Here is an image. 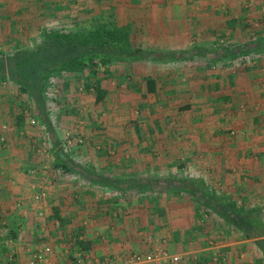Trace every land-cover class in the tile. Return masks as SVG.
I'll list each match as a JSON object with an SVG mask.
<instances>
[{
    "label": "rangeland",
    "instance_id": "obj_1",
    "mask_svg": "<svg viewBox=\"0 0 264 264\" xmlns=\"http://www.w3.org/2000/svg\"><path fill=\"white\" fill-rule=\"evenodd\" d=\"M39 1L0 0V52L9 56L17 49H31L35 47L41 40L39 32L44 28L68 31L69 29H73V27H88L98 22L117 25V29L128 32L129 41L133 45L141 46L142 41H145L144 39L142 40L140 34L141 29L139 25L142 23L141 20H156L162 17L167 22L166 24L164 21H161L159 24L149 27V29L153 32L158 29L161 31L162 29L167 31V36H169L174 34L172 29H175L176 32L181 30L183 34L185 30L193 25L192 30L197 38L200 34L202 35L200 37L213 41L210 43L211 47L208 57L204 58V61L201 63H204L203 69L206 73L208 72L207 78L212 80L213 85L216 80L214 76L220 75L221 77H226L225 83L228 84V88L223 93L227 94L228 103L233 104L238 101L236 92L237 88L241 85H238V82L242 80L241 78H248L246 74L248 71L258 68L260 65V69H264L261 64L264 63V45L261 49H257V44L264 43V0H236V2H240L237 10L232 5L230 9L226 6L223 13L228 18H232V21H229V24H231L229 29L223 30L216 29L215 27V29H210L209 24L214 16L212 12L208 13L201 10L199 5L200 3L203 4V0H173L172 5H169L170 11H162L165 15H159L160 11H156V8H152L154 9L153 11L148 10L142 0H41V3ZM145 1L149 5H155L154 3L158 0ZM183 1L188 6L186 8L188 16H185L183 19V26L179 27V24H173L171 28V22L167 20L168 18L175 21L177 19L173 18V15L178 19L183 17L178 16L179 10L176 7L178 5L174 3ZM230 3L233 4L234 0H230ZM185 4L184 6L186 7ZM196 6H199V9H196ZM202 12L206 14L204 15ZM132 20H135L133 24L127 27L124 26L125 22L129 24ZM241 24L242 26H240ZM144 27L146 29L148 26ZM246 46H249L248 49H250L247 55L244 54L242 57L232 58L234 52L244 50ZM163 57L164 54H162ZM159 61L162 63L167 61L173 63V59L169 60L167 56ZM97 65L99 66V72L96 77H101L103 81L101 84L102 89L110 85V90L111 88L115 90L116 83L114 80H111L110 83L108 82V73L111 66L109 67L99 62H97ZM122 65L123 68L127 66L122 63L117 64L121 68ZM165 66L163 68L173 65ZM164 71H167V69H164ZM209 73L210 76L208 77ZM102 74H106L105 77ZM163 75L164 77L167 76V74ZM63 76L52 81L58 82V84H54L55 86L52 90L46 93L45 109L52 128L49 130L41 126L37 117L38 110L35 108L32 98L21 94L18 88L11 82H0V128L5 132V136L0 137V160H2L0 161V166L9 165V163L5 164L7 155L12 161L11 164H14L13 166H30L26 169L25 174L31 181H45L51 195L54 194V185H57L55 183L63 182L70 185L74 191L80 189L83 195L94 198L98 197L100 200H105V198L111 196L115 198L114 204L119 203L123 206V203H126V207H131L130 210L132 211L128 208L126 209L130 211L129 215L126 214L127 217L135 220V217L138 218L139 214L137 223H140V219L142 220V224L146 223V217L144 216V209L147 208L145 207L146 205L154 207L153 205L157 204V202L160 205L164 203L165 210H168V213L171 210L174 212L181 210L182 215L188 214L189 218H185L186 224L189 223L191 229V234L188 236L192 237L193 245L197 249L215 248L225 242H239L243 251L234 253L231 256L234 264L237 262H240L239 264H264L262 262V252L255 245L254 241L244 239L234 226L225 223L215 213L208 211L198 197H192L187 194L178 195L174 192H168L170 194H167L153 186L149 187L144 194L134 189L128 190L125 194H121L120 191L116 190L106 189L104 191L89 187L90 185L81 176H78L76 172L72 171L63 175L58 174L57 170L51 167L53 161L52 147L56 144L58 148L64 150V153L68 155L72 163L71 165L91 166L95 170L98 168L97 172L109 177L122 178L124 180L131 178L140 179L142 181L141 187L145 186L146 179L144 178L146 176L151 178L153 175L165 176L168 173L172 176L202 180L207 185L209 194L224 197L236 204L237 207L260 208L264 217V186H260L257 171H255L264 169V154L260 156L263 160L253 154L255 153L253 149L256 147L258 141L257 138L255 139L256 129L255 127L254 129L253 127L249 128V126L242 128L236 123L242 114L231 110L226 113L228 118L226 123L227 128H224L223 139L218 140L221 146L216 147L215 152L206 150V148L205 152L191 149L187 139L181 140V137H178L179 140L177 142L188 146L186 149H170L172 155L164 158L153 146V150L149 151L148 158L146 156L143 158V154H139V157H137V151L139 152L138 146L142 142L141 140L139 141L142 136V129L140 128V131H136L132 126L126 127L128 130L123 132L122 135L127 139L128 142L126 143L128 144L119 142L116 138L112 139L111 142L107 138H102L101 130H97L95 125L99 124L103 127L104 123H106L105 125L107 126L109 124L108 119L111 117L107 114L108 110L103 105L101 107L91 106L97 94L96 86L98 83L95 82V78L92 79L80 72H68L64 73ZM125 77L123 88H127V90L124 89L125 95H130L129 87L135 84L129 83L130 80L127 79V76ZM52 79L55 78L53 77ZM184 79L188 82V77L184 76ZM213 85L212 88H214ZM191 93L195 94L197 91L192 90ZM77 97L79 98V102L82 99L79 104L76 103ZM212 98L219 99V92H212ZM251 101L249 103L241 102L243 106L240 109V113L242 110H247V108L244 110V106L252 104ZM22 112L25 122L22 125H17L13 116L19 115ZM128 114L130 117L136 118L135 122L137 126L143 125V122L139 121L138 108H132ZM112 115L113 118H118L121 114L116 112ZM62 116L66 117V119H62L64 123L68 121L67 125H75L65 129V126L61 124L60 118ZM10 154L13 156L10 157ZM1 156L5 159L1 158ZM101 166H104V168L100 169L99 167ZM31 172L34 173L31 174ZM1 183L0 185H2ZM255 185L260 187V191H258ZM105 201L107 202V199ZM17 202H8L7 208L9 213H14L12 207ZM31 203L29 207L20 204V207H22V217L23 212L27 214L35 213V205L32 199ZM141 205L144 206L141 207ZM169 206H180L184 207V209H170ZM30 207L31 209H28ZM119 208L121 207L116 206V210ZM50 212L52 211L50 210ZM118 212L116 211L117 220H119ZM48 216L46 217V221L51 222L52 219L47 220ZM163 216H166V214L163 213ZM176 218L177 215L173 213L169 214V216L167 215V217H162L160 218V225H164L166 222L170 223V221L172 223ZM14 219L17 222L15 216ZM24 220L26 219L24 218ZM3 222L6 223L5 221ZM31 222L27 226L26 221H24L23 226L19 230L16 229L14 224H11L10 227L8 225L6 227L8 237L3 234V231L1 232L2 228L0 226V240H4L3 246L7 250V260L10 263L27 264L28 250L36 248L43 243H49L50 240L43 241L37 239V235H35L36 229L33 228L36 226H33L36 221L33 220ZM151 222L155 223L156 218L151 220ZM164 228V226L159 228L160 231H165L164 237L166 236L170 242L174 241V238L177 239V235L170 233L171 231H169L170 234H167V230ZM32 230L34 232H31ZM152 236L154 237V234ZM52 243L53 247H55L54 245H58L55 240ZM162 244L160 246L156 245L157 249L160 250ZM17 245H22L24 247H22L23 250L17 252ZM71 250L70 248L67 249L68 255L64 256L65 263L70 262L68 256ZM155 251L153 249L144 253H154ZM206 252L211 251L206 250ZM213 252L217 254V250ZM61 253L63 254V251L57 252V254ZM199 256L197 254L193 255L191 264H210V258L213 259L214 257L219 259L218 264H231L229 261L222 260L218 255ZM0 261L1 264H5L3 258Z\"/></svg>",
    "mask_w": 264,
    "mask_h": 264
},
{
    "label": "crops",
    "instance_id": "obj_2",
    "mask_svg": "<svg viewBox=\"0 0 264 264\" xmlns=\"http://www.w3.org/2000/svg\"><path fill=\"white\" fill-rule=\"evenodd\" d=\"M142 1L148 10L153 11L154 9L152 8H156V11H160L158 13L159 15H165L162 11H170L169 5H172L173 3V0H158L154 3L155 5H149L145 0ZM184 1L174 3L178 5L176 6L179 10L178 16L183 17L178 19L173 15V18L177 19L175 21L172 19L169 20L168 18L167 20L171 22V28L173 24H179V27L183 26V19L185 16H188V11L186 10L188 6ZM239 4L240 2H236V0H234L233 4L230 3V0H203V4L200 3L199 6L201 7V10L213 13V19L210 18V29L212 30L216 28L223 30L229 29V26L231 25L229 24V21H232V18H228L223 13L226 6L230 9L232 5L234 9L237 10ZM199 6H196V9H199ZM173 7L175 6L173 5ZM202 13L204 15L206 14L204 12ZM133 21L135 20H132L129 24L128 22H125L124 26L127 27L128 25L133 24ZM141 21L142 23L139 25V28L141 29L140 34L142 40L144 39L145 41L143 42L141 40L143 43H141V46L132 45L143 50H153L156 53L148 60L111 61L107 64L109 67L111 66L110 71L108 70V82L110 83L111 80H114L116 88H114L115 90H113V88L110 90V85L106 86L104 88L105 95L103 99L99 102L94 99L93 104L91 105L94 107H101V105H103V107L108 110L107 114L111 117L108 119L109 124L107 126L105 125L106 123H104L103 127L99 124L95 125L97 130H101L102 138H107L109 142L116 138L119 142L128 144L126 143L128 142L127 139L123 137L124 135H122V133L128 130L126 127L132 126L136 131H140V128L142 129V136L140 134L141 138L139 139V141L141 140L142 142L138 146L140 153L137 151V157H139V154H143V158L144 156L148 158L149 151L151 152L153 150V146H155L157 152L162 154L161 156L164 158L172 155L170 149H186L188 146L177 142V140H179L178 137H181V140L187 139L191 149H198L203 152L208 149L213 152L216 147L221 146V144L218 143V140L223 139V131H225L224 128H227L226 123L228 120L226 113L231 110L242 114L237 122L234 121L240 127L247 128L249 126V128L253 127V129L255 127V139L257 138L258 141L256 147L253 149V152L255 150V153L253 154L260 158V156L264 154V72H262L264 69H260L261 65L258 68L248 71L246 73L248 76L247 79L241 78L242 80L238 82V85H241L237 88L238 90L236 92L238 95V101L230 104L226 97L227 94L223 93V91L228 88V84L225 83L226 77H221L220 75L214 76L217 81L214 79L215 81L213 85L211 82L212 80L207 78L208 72L206 73L203 69L204 63H201L204 61V58L208 57L211 47L210 43L213 42L212 40L209 41L206 38L200 37L202 36L200 34L197 38L192 30L193 25H189V29L185 30L183 34L181 30L176 32L175 29H172L174 34L167 36V31L162 29L161 31L158 29L154 32L149 29V27L155 26L161 21L165 22L164 18L159 17L156 20L145 19ZM166 23L167 22H165V24ZM255 25L257 26L256 22ZM144 26L148 27L144 29ZM240 26H242V24ZM261 32L263 31L261 30ZM145 36H147V38H145ZM242 51L249 52L248 50ZM158 53H163L164 57L167 56V58L172 57L173 63L170 61L164 63L160 62L159 59L156 58L158 57ZM120 63L124 65L126 64L127 66H124V68L123 65L122 68L117 66V64ZM261 64L263 65L262 67H264V63ZM165 65L173 66L163 68L166 67ZM164 69H167L168 72L164 71ZM122 72L124 73L122 74ZM163 74H167V76L164 77ZM125 76L130 80L129 83L135 84L134 86L130 85L129 87L130 95H125L124 89L127 90V88H123L126 79ZM184 76L188 77V82L185 81ZM209 76L210 73L208 77ZM149 80H153V84H150V82H148ZM212 85L214 88H212ZM192 90L197 91V93L192 94ZM215 91L219 92V99L212 98V92ZM250 100H252V104H249L246 107L244 106V110L245 108H247V110H242L240 113V109H242L243 106L241 105V102L249 103ZM81 101L82 99L79 102V98L77 97L76 103L79 104ZM132 108H138L139 110V121L143 122V125L140 124V127L136 125V118L130 117L128 114ZM74 112H76V110H74ZM116 112L121 114L118 117L119 119L113 118L112 114ZM63 118L66 119V117L62 116L60 118L61 124L65 126V129L75 125H67L66 123L68 121H65L66 123H64L62 120ZM185 142L187 141L185 140ZM194 150H192V152H194ZM12 156L13 155L10 154V157ZM1 158L4 157L1 156ZM260 159L263 160V158ZM7 163H9V165L0 166V183L3 182L1 183L2 185H0V196H2L0 198L1 206H6L5 208H7L8 202L11 201H18L20 204L27 207H29V205L31 206V180L25 174L26 169L30 166H13L14 164H11L12 161L8 155L5 164ZM102 167L104 168V166L99 168L101 169ZM78 170V168L75 169V172L80 176ZM98 170L99 169L96 168V171ZM255 171H257V178L260 186H264V169H261V171L259 169ZM155 176L161 177L159 175ZM165 176L172 175H169L168 173ZM151 177H154V175ZM55 184L57 185H54L55 190L53 192L54 194H52L49 205V209L52 212H50V210L48 212L49 216L52 218L54 217L52 219L54 221L47 222L46 218H38L35 213L28 214L26 220L21 217L26 221L27 226L30 225L31 221H36V224H33V226L38 225V228L33 227L36 229L35 232L38 230L45 235L49 233L53 234L57 227L54 222L58 219L53 215L58 214L61 222L64 223L63 234L66 237L65 240L62 241L61 236L59 238L60 240H57L59 245H54L55 252L51 258L52 264H65L64 256H61L60 254L57 255L56 253L69 248L74 251V248H72L67 238L72 234L79 232L83 236L84 244H87L86 249L89 253L85 255L86 257L92 259H97L96 257L114 258L115 264H124L128 257V253L131 250L136 253L149 252L153 249H157L156 245L160 246L162 243L164 244H162L161 250L163 249L169 256L182 257L179 264H191V259L193 255L196 254L198 256L210 254L211 256L218 255L222 260L234 264L231 256L234 253L236 254L237 252L243 251L239 242H225L215 248L197 249L193 245L192 237L190 238L188 236L191 234L190 224H186L185 220L186 217L189 218L188 214L182 215L181 210H177L176 212L171 210L168 213V210H165L166 207L164 206V203L162 205L158 204V202L157 204H152L154 207L146 205L145 207L147 208L144 209L146 223L142 224L141 219L139 221L140 223H137L139 214L138 218L135 217V220L127 217L126 214L129 215V212L132 211L130 210L131 207H126V203H123V206L119 203L114 204L115 198L111 196L105 198V200L107 199L106 202L105 200H100L98 197L94 198L83 195L80 189L74 191L71 186L66 183L58 182ZM89 187L95 188L91 185ZM256 188L260 191L259 186H256ZM160 190L165 192L163 189ZM145 191L143 194L146 193ZM165 193L170 194L168 192ZM9 197H11V199H9ZM116 206H120L121 208L116 210ZM143 206L144 205H141V207ZM184 207L176 206L170 207V209H184ZM127 208L130 211H127ZM28 209H31V207ZM116 211H119V220L116 219ZM163 213H165L166 216H163ZM172 213L177 215L176 220L174 219L172 223L170 221V223L166 222V224L160 225V218L167 217V215L169 216V214ZM154 218H156V222L152 223L151 220H154ZM11 219V221L15 222L14 217H11ZM163 226L165 227L164 229L167 230V234L172 233L177 235V239L174 238V241H176L175 243L174 241L170 242L166 236L164 237L165 231H160L159 229ZM169 231L171 232L169 233ZM31 232H34V230ZM153 234L154 237L152 236ZM50 241L52 243L53 239H50ZM253 241L255 243V240ZM22 247V245H17V252L21 250ZM206 250L211 252H206ZM215 250H217V254L213 252ZM239 263L240 262H237L236 264Z\"/></svg>",
    "mask_w": 264,
    "mask_h": 264
},
{
    "label": "trees",
    "instance_id": "obj_3",
    "mask_svg": "<svg viewBox=\"0 0 264 264\" xmlns=\"http://www.w3.org/2000/svg\"><path fill=\"white\" fill-rule=\"evenodd\" d=\"M39 2L41 3V0ZM112 10H114V8H112ZM127 33L128 32L122 29H117V25L100 22L88 27H73V29H69L68 31L49 30L46 28L41 29L39 32L41 40L35 47L31 49H17L9 56L0 52V82H11L18 88L21 94L32 98L35 108L38 110L37 117L41 126L46 130L52 129L45 109L47 91L52 90V88L58 84V82L52 81L57 80L62 77L64 73L68 72H80L92 79L95 78V82L98 83L96 86L97 94L95 99L99 102L103 99L105 92L101 86L103 82L101 77H96L99 72L97 62L107 65L111 61L148 60L155 55L156 52L153 50H143L133 46L129 41ZM263 45L264 43L257 44V49H261ZM246 47L244 50L249 51L250 49H248V46ZM247 53L249 52L239 50V52H234L232 54V58H239ZM162 54L158 53V57L156 58L159 60L163 59ZM167 59L170 60L172 57H168ZM105 75H103V77H105ZM53 77L55 79H52ZM148 82L153 84V80H149ZM13 118H15V123L17 125H22L25 122L23 112L19 115H14ZM3 135L5 136V132L0 128V137ZM52 149V169L64 175L72 171L75 172V169L78 168V172L82 179L96 189L105 191L109 188L120 191L121 194H125L130 189L144 192L149 189V187L153 186L158 189H163L165 192L198 197L208 211L215 213L225 223L234 226L244 239L255 240V245L262 252V262H264V217L260 208L237 207L236 204L224 197L209 194V189L205 182L194 178H182L180 176L147 177L144 178L146 179L145 186L141 187L142 181L140 179L131 178L124 180L122 178H112L98 173L91 166L71 165V160L68 158V155L64 153V150L58 148L56 144L53 145ZM0 208L1 232L3 231V234L8 237V232H6V227L8 225L10 227L11 224H14L17 230L21 229L23 226L24 220L21 218L22 207H20L19 202L15 203L12 207L14 210L12 214L11 212L9 213L8 208L2 207L1 204ZM10 216H15L17 222L11 221L12 219ZM53 216L59 220H57L59 225L56 227L53 234L49 233L45 235L37 230L35 235H37V239L43 241L50 240V237L53 236L52 239L58 244L57 240H60L59 238L61 236L62 241L65 240L66 237L62 235L64 233V223L61 222L58 214ZM53 218L49 216L47 220ZM2 219L6 223H4ZM35 227L38 228V225ZM80 235H82L80 232L74 233L67 239L69 243H71L72 240H77ZM47 236L49 237L47 238ZM3 241L0 240L1 258H3L5 264H15V262L10 263L7 260V250L3 246ZM77 245L81 247L85 255L89 253L86 249L87 244H84L83 241H77ZM22 250L23 249L20 251ZM134 254L144 255L146 253H136L131 250L127 258ZM73 255L74 251L71 250L68 256L70 262L65 264H75ZM218 260L214 261L210 258V264H218Z\"/></svg>",
    "mask_w": 264,
    "mask_h": 264
},
{
    "label": "built area",
    "instance_id": "obj_4",
    "mask_svg": "<svg viewBox=\"0 0 264 264\" xmlns=\"http://www.w3.org/2000/svg\"><path fill=\"white\" fill-rule=\"evenodd\" d=\"M58 174L60 173L57 171ZM34 172H31L33 174ZM49 184V183H48ZM31 199L35 205V214L38 218H46L48 216L50 208V199L52 198L51 193L49 192L46 182H40L33 180L30 184ZM23 217L28 218V214L23 212ZM55 224L58 225V221H55ZM77 241H84L83 236L80 235L77 240H72L70 245L74 248V262L75 264H115L114 258H102L92 259L85 256L82 252L81 247L77 245ZM154 253H148L144 255L134 254L126 259L125 264H143V263H156V264H178L181 260V256H169L164 250L155 249ZM29 256L27 264H52L51 258L54 254V247L51 243H43L40 246L28 250ZM58 255V254H57ZM61 256H67L68 251L64 250ZM214 261H217L218 258L214 257Z\"/></svg>",
    "mask_w": 264,
    "mask_h": 264
}]
</instances>
